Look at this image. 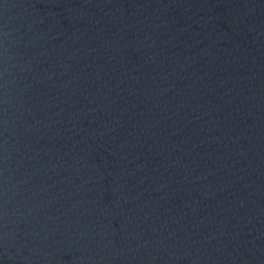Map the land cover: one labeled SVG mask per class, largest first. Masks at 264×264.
Returning a JSON list of instances; mask_svg holds the SVG:
<instances>
[{
	"label": "water",
	"instance_id": "obj_1",
	"mask_svg": "<svg viewBox=\"0 0 264 264\" xmlns=\"http://www.w3.org/2000/svg\"><path fill=\"white\" fill-rule=\"evenodd\" d=\"M0 264H264V0H0Z\"/></svg>",
	"mask_w": 264,
	"mask_h": 264
}]
</instances>
